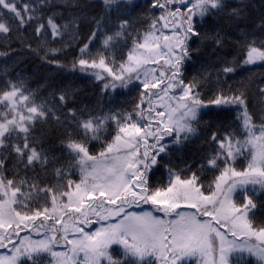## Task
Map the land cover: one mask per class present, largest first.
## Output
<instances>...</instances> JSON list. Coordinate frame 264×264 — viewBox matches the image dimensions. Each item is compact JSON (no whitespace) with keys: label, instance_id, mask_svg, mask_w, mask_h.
Returning <instances> with one entry per match:
<instances>
[{"label":"trees","instance_id":"trees-1","mask_svg":"<svg viewBox=\"0 0 264 264\" xmlns=\"http://www.w3.org/2000/svg\"><path fill=\"white\" fill-rule=\"evenodd\" d=\"M6 3L11 8L0 4L6 28L0 33V101L16 90L36 113L26 129L12 128L0 141V206L6 211L0 244L12 249L23 237L40 239L33 232L41 230L55 249V255L37 252L16 264H55L61 251L71 262L68 243L78 234L64 235L63 227L89 234L107 229L118 205L132 199L133 212H147L170 234L171 220L162 217L157 194L194 185L210 197L229 175L242 179L235 181L234 207L242 209L251 231L264 236V189L251 180L254 138L264 131V61L246 64L250 49L264 52V0ZM168 43L173 47L166 50ZM165 51L171 62L153 58ZM134 54L140 62L130 65ZM143 71L150 74L146 82ZM172 85L187 91L185 101L196 103L192 119L184 121L187 132L179 135L169 127L166 134L153 130L143 140L135 138L134 160L126 161L124 131L145 134L165 126L156 121L158 94H153ZM107 164L110 178L125 182L118 193L95 187L94 170ZM127 187L132 194L125 193ZM179 200L183 213L199 216L201 209L189 205L190 199ZM77 202L82 211L94 210L74 218ZM105 254L99 264H160L116 243ZM229 259L262 264L245 253ZM176 263L196 261L186 257Z\"/></svg>","mask_w":264,"mask_h":264},{"label":"rangeland","instance_id":"rangeland-1","mask_svg":"<svg viewBox=\"0 0 264 264\" xmlns=\"http://www.w3.org/2000/svg\"><path fill=\"white\" fill-rule=\"evenodd\" d=\"M0 4L6 8H11L7 6L6 0H0ZM5 30L4 25L0 24V33ZM174 40L176 43L178 42V39L174 38ZM154 45V43H151L150 46L154 47ZM165 46L166 50H168L167 48L172 49L173 43H168ZM132 57L130 65H133V61L140 62L141 58L137 54ZM153 58L169 63L173 57L165 51L163 54L154 53ZM263 61L264 52L258 49H250L248 51L247 65L253 66ZM146 72L143 71L142 74L143 82H146V77L150 75ZM152 72L151 70V74ZM151 81H153L152 76L150 77ZM178 86L172 85L168 88H162L158 93L155 91L153 94V96L158 94L155 104L156 121H159V123L164 121L163 124L165 126L159 128L151 126L154 129H151L150 132L149 130L146 131L145 134L134 129L124 131L123 141L126 142V148L122 147L121 149L129 152L126 161L133 162L134 160L132 153L137 148L135 138L139 140V137H141L143 140L145 136H151L150 134L153 130L166 134L169 127L176 129L179 135L187 132L184 129L186 127L184 121L192 119L196 110V103L194 101H185L184 96L187 91L179 92L182 88ZM148 95L154 98L151 94ZM25 101V98L20 96L16 90L8 93L0 101V106L4 104L7 107V110L0 111V141L10 129L17 127L24 130L27 124L33 121V114L36 111L35 109H28ZM255 136L251 180L254 182V186L264 189V131L257 132ZM237 152L240 153L241 151L237 150ZM131 167L134 169L133 171L136 170L134 164ZM111 171L112 167L108 164L105 167L97 166L94 170V184L95 187L99 186V191L105 192L110 189L118 193L122 186L126 187L124 180L120 177H117L119 179L117 181L110 178L113 177ZM235 181L239 183V181L242 182V179L238 176L237 178L231 177V175L227 178L224 177L210 197L202 196V192L195 188L194 185L176 187L174 192L167 195L157 194L158 201L161 202V205L158 206L161 208L159 210L162 217L166 222L171 220L170 234L167 231L168 229H166L167 227L163 228L160 220L147 212L143 214L133 212L137 208L134 199H132L133 201L131 200L132 202L126 201V205L123 203L122 206L124 208L120 203V205L117 204L118 202L116 201L119 199L112 201L121 209L114 210L117 212L110 217V221L112 218L115 221L107 229L100 228L95 233L89 234L74 225L63 227L64 235L67 230L70 236H72L73 232L78 234L74 235L76 236L74 243H68L71 247V256L75 257V259L70 262V258L65 255L66 252L62 253L61 251V253L56 254L57 260L55 264H99L100 260L106 256L105 251L108 247L115 243L124 247L131 255H136L144 260L147 258L157 259L160 264H174L179 259L186 257L194 259L196 264H230V255L238 253L254 255L264 264V236L261 233L255 234V232L251 231L247 220L243 217L242 209L234 207L233 196L236 193V189H238ZM125 193L130 195L133 192L127 187ZM103 196H105L104 193ZM180 197L190 199L189 205L201 209V213L197 218L193 213L195 211L183 213L185 204H180ZM154 199L156 200V198ZM154 203L156 204V202ZM236 209L240 211L235 212ZM93 210L94 208L90 207L87 211L91 213ZM178 210H181L179 214L181 218L177 217ZM87 211H82V205L77 202L73 217L79 219L83 212L88 214ZM173 217L177 218L173 219ZM2 218H6V211L3 206H0V219ZM201 218H203L202 223L200 221ZM39 232L42 235L40 239L35 240L30 237L31 235L23 237L12 249L7 244H0V264H16L24 256H30L37 252L46 251L53 253L55 249L50 250L47 237L43 234V231L37 230L33 233ZM51 243H53L52 237ZM60 247L63 248V245H60ZM52 255H55V253Z\"/></svg>","mask_w":264,"mask_h":264}]
</instances>
